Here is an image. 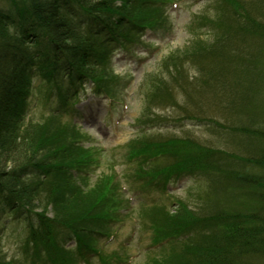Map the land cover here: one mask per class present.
<instances>
[{"label":"trees","instance_id":"trees-1","mask_svg":"<svg viewBox=\"0 0 264 264\" xmlns=\"http://www.w3.org/2000/svg\"><path fill=\"white\" fill-rule=\"evenodd\" d=\"M164 1L0 0V221L6 211L32 216L24 233L16 234L21 257L7 259L0 225V264H91L94 256L113 264L122 259L98 247L99 237L115 235L113 224L122 211L133 209L120 191L130 197L159 193L137 208L144 229L153 232V246H160L139 264H264V97L240 104L250 119L239 129L254 154L235 157L187 137L143 135L123 146L130 168L122 180L132 188L124 187L112 162L88 186L89 171L102 157L83 145L86 137L72 119L73 105L86 91L113 100L108 56L120 44L138 40L143 30L161 28ZM213 8L214 25L204 15H196V24L212 26L214 42L222 44L217 54L227 48V37L238 33L246 36L248 51L258 43L249 57L244 48L237 55L249 61L263 90L264 0H215ZM185 46L144 76L148 99L170 89L184 92L177 80L184 66L201 62L203 69L216 56L199 34ZM215 59L231 60L223 54ZM242 64L234 66V76ZM181 81L189 89L191 82ZM35 90L39 109L25 122ZM192 117L198 124L218 125L200 110L186 118ZM183 177H195L206 187L194 208L181 199L170 208L162 198L169 195L168 185Z\"/></svg>","mask_w":264,"mask_h":264},{"label":"rangeland","instance_id":"rangeland-1","mask_svg":"<svg viewBox=\"0 0 264 264\" xmlns=\"http://www.w3.org/2000/svg\"><path fill=\"white\" fill-rule=\"evenodd\" d=\"M214 1L165 0L164 4L159 6L163 24L161 28L143 30L138 40L120 44L108 56L114 69L109 91L116 101L109 103L104 96H94L89 91L80 94L78 101L73 105L75 114L72 119L85 134L83 145L96 148L102 157L99 164L89 171L88 186L95 182L97 176L110 162L115 164L122 180V174L130 168L124 158L123 146L134 138H142L143 135L151 139L152 136L159 138L169 135L187 137L193 139L195 143L225 150L235 157L254 154L255 150H252L248 140L240 132L241 127H248L250 119L242 111L240 104L243 105L246 99L254 98L259 102L261 97H264V89L262 90L255 83L249 61L246 59V62H243L244 58L237 54L241 52L239 48H244V53L249 57L257 49L258 43L255 38L257 45L253 44L248 51L243 44V38L246 36L238 33L239 37L228 36L226 43L223 44V47L227 45L224 53L217 54L222 44L218 46L214 42L212 26L209 23L198 26L195 22L196 15H204L207 19H213L211 24L214 25L216 21ZM229 32L232 33V30ZM194 34H199L208 40L209 53L214 52L215 57L223 54L231 60L227 59L224 63H219L214 57L208 67L203 69L198 66L201 62L194 66L187 64L177 77L184 92L170 89L169 92L161 91L156 97L148 99L150 90L146 89L148 83L145 85L144 76L154 72L158 63L160 64L168 55L186 47L187 41L194 37ZM223 58L224 56L220 57L221 60ZM240 64L242 68L237 67V69L241 72L236 73L238 76L236 77L232 69ZM182 79L191 82L189 89L182 84ZM33 84L34 87L39 86L36 79ZM194 85L198 87L196 93H194ZM247 89L251 92L250 95L245 93ZM254 90L256 92H252ZM36 91L30 99L29 109L24 117L25 122L39 109V95ZM199 110L202 116L217 119L218 125H206V122L198 124L194 122V117L186 118ZM122 182L124 187L132 188L123 180ZM205 187L206 184L195 177H183L168 185L169 195L162 200L170 208L171 203L178 199L194 208L198 193ZM137 188L138 186H135V189ZM120 193L123 201L130 198L132 212L126 214V211H122L123 216L113 224L115 235L111 238L99 237L98 247L104 254L115 252L121 255L122 259H113V264H139L151 252H157L160 246H153V232L144 229L137 208L142 201L150 202L151 199H158L159 193L153 191L149 196L136 194L131 197L123 191ZM31 217V214H24L21 210L18 214L6 211L1 218L0 225H3L4 229L1 241L7 252V259L12 255L22 256V252L18 251L16 234L24 233L25 225ZM70 245L74 246L73 243ZM91 264L102 263L94 256Z\"/></svg>","mask_w":264,"mask_h":264}]
</instances>
